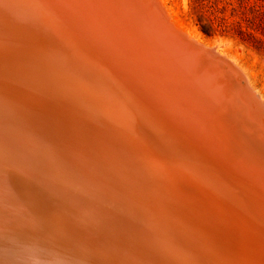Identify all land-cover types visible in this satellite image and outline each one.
Listing matches in <instances>:
<instances>
[{
  "label": "bare ground",
  "instance_id": "6f19581e",
  "mask_svg": "<svg viewBox=\"0 0 264 264\" xmlns=\"http://www.w3.org/2000/svg\"><path fill=\"white\" fill-rule=\"evenodd\" d=\"M59 2L0 0V177L9 178L13 191L31 201L34 213L42 206L76 219L78 229L99 247L132 246L124 244L118 232L106 231L110 218L111 225L129 221L135 235L136 220L142 232L164 225L174 228L173 236L187 226L178 230L183 235L180 252L210 264L214 255L201 247L208 242L218 245L219 235H229V229L247 237L254 248L248 251L264 256V192L257 179L246 176L234 160L228 164L212 149L203 152L191 137L188 107V116L177 105L165 110L149 93L133 88L87 44L77 28L80 24L68 21L72 10H53ZM162 2L177 22L166 0ZM208 47L240 70L264 104L240 63L217 44ZM227 103L223 114L214 107L220 114L216 119L222 121L220 146L238 117L231 100ZM15 166L25 176L11 171ZM198 195L210 199L216 212L202 209ZM8 206L0 200V216L14 210ZM97 208L113 212L107 218L99 212L104 224L100 229L87 219ZM211 216L229 229L210 225ZM224 240L223 249H218L234 256L232 240ZM99 249L94 250L101 259L111 252ZM92 252L72 256L86 264L100 262L88 255Z\"/></svg>",
  "mask_w": 264,
  "mask_h": 264
},
{
  "label": "water",
  "instance_id": "95a60500",
  "mask_svg": "<svg viewBox=\"0 0 264 264\" xmlns=\"http://www.w3.org/2000/svg\"><path fill=\"white\" fill-rule=\"evenodd\" d=\"M119 3H123L127 8L125 11L128 14L127 35L134 44L136 43V57L141 62L148 63L146 69H149L150 62L155 60L161 67V71L155 67L151 69L162 72V75L167 73L169 83L173 80L178 81L179 88H187L196 101L197 96H200L197 94L200 90L203 91L202 105L206 102V108H214L217 105L215 90L224 91L231 100L238 117L234 127H227L229 132L224 139H221L223 146L220 147L226 153V157L230 156L234 160V165L240 167L239 169H242L245 175L249 174L257 179L264 192V104L249 86L240 70L214 48L189 38L177 28L166 14L160 0H119ZM212 81L214 84H211ZM6 166L8 167V164ZM12 169L11 171L18 177L25 176L20 168L15 166ZM0 179L2 180L0 200H3L7 206L6 202L9 200L10 205L7 208L14 209L10 211L11 213L0 216V264H81L83 262L72 255L76 254L80 258L82 257L80 253L86 249H92L96 253L88 254L94 261L100 258V262L95 264H121L120 262L123 264L124 262L125 264H210L205 259L203 262V259L196 260L189 254L183 255L180 252L181 249L183 250L181 247L183 235H179L178 230L181 231L187 226L185 228L182 226L183 229L179 228L174 232V238L173 234L170 235L174 228H166L164 225L161 228L160 225L157 227L158 231L142 232L141 223L140 226L136 225V223L139 224V220H136L134 225L139 232L135 235L131 233L132 227L126 219H123L120 224L114 221L111 225L108 218L110 223L107 224L106 231L118 232L120 238H124L123 243L131 244L132 242V246L125 249L99 247L78 229L81 226L79 221L42 206H38L41 208L38 214L34 213L28 204L31 201L24 200L13 191V183L9 178L1 175ZM179 185L181 189L182 186L184 187L182 184ZM196 193H198L197 190ZM198 196L202 209L210 211L211 214L213 211L216 212L210 199ZM91 210L92 213L87 219L92 222L90 226L99 229L104 226L99 218L112 217L113 213L109 209ZM100 211L103 216L98 215ZM0 213L3 212L0 211ZM210 218L207 219L210 225L229 229L221 220ZM192 227L195 229L194 226ZM229 232L232 237L230 234L225 236L224 233L219 235L220 239L216 243L218 245L208 242L201 247L202 250H208L214 255L215 258L211 264H264V256L259 251H253V253L248 251L249 248L252 250L254 248L251 242L246 240L247 237L237 235L231 229ZM224 238L232 240L229 242V249L234 256L225 249L222 250L223 252L218 249H223ZM189 244L192 245L193 242ZM190 245L188 249H196ZM63 248L72 249L73 252L67 255L61 250ZM94 249H99L106 254L111 252L109 256L101 259L98 251ZM240 254L247 257L240 258L238 256Z\"/></svg>",
  "mask_w": 264,
  "mask_h": 264
},
{
  "label": "rangeland",
  "instance_id": "374dc122",
  "mask_svg": "<svg viewBox=\"0 0 264 264\" xmlns=\"http://www.w3.org/2000/svg\"><path fill=\"white\" fill-rule=\"evenodd\" d=\"M48 1L52 5V0ZM65 1L76 10L65 5ZM160 2L168 15L162 0ZM166 4L176 16L177 22L168 15L177 28L194 37L188 35L189 38L206 46L217 44L219 51L233 56L264 97V0H166ZM56 6L58 8L53 10L59 14H62L61 8L66 6L72 10L68 14L70 17L67 14L63 16L62 22L65 23L64 18L69 17V22L73 20L80 24L77 28L87 44L103 56L113 71L133 88L136 86L140 91L149 93L165 110L177 105L186 110L184 114L188 116V107L190 120L193 119V123L190 121L191 137L196 139L206 154H210L208 151L212 149L218 158L226 157L220 150L218 140L221 138L219 133L222 131V121L216 118L220 114L214 108H206V102L202 105L203 91L197 94L200 96H197L196 101L187 88H179L178 81L169 83L167 73L162 75V72L160 74L151 69L155 67L161 71L158 62H150L151 67L146 69L148 63L136 57V43L127 35L128 14L123 3H119V0H63L62 3L60 0ZM208 23L213 24V35H207L202 30ZM215 95L216 107L223 114L222 111H226L225 101L227 103L230 99L224 91L215 90ZM226 158L228 164H231L232 158Z\"/></svg>",
  "mask_w": 264,
  "mask_h": 264
},
{
  "label": "trees",
  "instance_id": "16d2710c",
  "mask_svg": "<svg viewBox=\"0 0 264 264\" xmlns=\"http://www.w3.org/2000/svg\"><path fill=\"white\" fill-rule=\"evenodd\" d=\"M202 30L204 33H206L207 35H213V24L212 23H208L207 27H202Z\"/></svg>",
  "mask_w": 264,
  "mask_h": 264
}]
</instances>
